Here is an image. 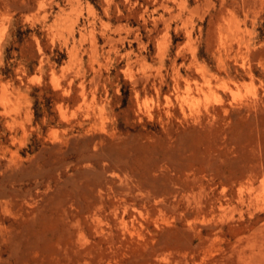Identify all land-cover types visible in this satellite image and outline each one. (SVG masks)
Masks as SVG:
<instances>
[{"label": "rangeland", "instance_id": "obj_1", "mask_svg": "<svg viewBox=\"0 0 264 264\" xmlns=\"http://www.w3.org/2000/svg\"><path fill=\"white\" fill-rule=\"evenodd\" d=\"M0 264H264V0H0Z\"/></svg>", "mask_w": 264, "mask_h": 264}]
</instances>
